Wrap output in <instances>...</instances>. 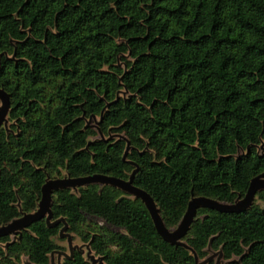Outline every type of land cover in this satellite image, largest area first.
Listing matches in <instances>:
<instances>
[{"label": "trees", "instance_id": "trees-1", "mask_svg": "<svg viewBox=\"0 0 264 264\" xmlns=\"http://www.w3.org/2000/svg\"><path fill=\"white\" fill-rule=\"evenodd\" d=\"M0 88V225L36 210L48 176L128 178L125 141L98 139L94 115L173 229L192 196L231 203L264 172V0H0ZM51 210L104 264H264V190L244 211L198 208L188 248L111 185L54 190ZM62 225L0 236V264H49Z\"/></svg>", "mask_w": 264, "mask_h": 264}, {"label": "water", "instance_id": "water-1", "mask_svg": "<svg viewBox=\"0 0 264 264\" xmlns=\"http://www.w3.org/2000/svg\"><path fill=\"white\" fill-rule=\"evenodd\" d=\"M125 90L119 91L117 93L116 98L125 94ZM10 107L9 96L2 88H0V128L1 126L7 129V114ZM104 108L102 109V111ZM94 120L95 125L94 128L97 129L98 139L107 141L111 138L123 139L125 141V148L122 154V160L128 162L129 164L135 166L134 169L129 173L128 178H120L111 175L105 174H93L88 176H80V177H70L67 175H63L62 177H54L50 178L49 176L46 178L45 182L41 186V196L37 204L36 210L28 213H23L20 217H16L9 221L4 225H0V236L11 235L12 237H19L22 230L27 229L30 224L35 221L44 219L48 226H53L58 223H62V227L59 229V237H67L68 245H69V254L66 255L62 252H58V264H60V256L70 257L73 254L74 250H79L82 253V247L79 248L76 245L71 244L72 235L66 231L67 223L63 218H58L55 220L52 219V192L54 190H59L63 188H71L76 189L78 187H84L89 184H99V185H111L114 186L131 197L139 198L147 208L150 217L153 221L154 227L157 233L167 242L175 245H181L186 248L188 246L181 238L186 235L188 232L191 223L196 216L197 209L201 207H207L215 209L219 212H240L246 209H249L253 204L256 194L259 191L264 190V172L259 173L258 175L252 177L250 179L249 185L247 187L244 195L238 196L233 202L226 203L217 201L204 196H192L187 203V207L185 212L180 219L178 225L173 229H168L164 225V222L160 216L159 208L154 202L153 198L142 188L134 184V176L138 171V166L130 160H126L127 154L130 151L131 145L129 141L123 134H111L107 137H104L103 133L96 127V123L100 122L101 116L96 117L92 115L87 119L86 125H88V121ZM259 151H264V140L258 145ZM85 249H87V255L90 254L91 249L89 244L85 243ZM84 250V249H83ZM194 255L195 264H207L211 261V256H207L202 260H198L196 253L191 250ZM55 251L50 253V257ZM218 256L215 264H218L220 258H222L221 251L215 252ZM99 264H104L102 257L99 256ZM91 264H94L93 255H90ZM24 264H31L29 261H26Z\"/></svg>", "mask_w": 264, "mask_h": 264}, {"label": "rangeland", "instance_id": "rangeland-1", "mask_svg": "<svg viewBox=\"0 0 264 264\" xmlns=\"http://www.w3.org/2000/svg\"><path fill=\"white\" fill-rule=\"evenodd\" d=\"M87 120V119H86ZM87 122V121H86ZM11 121L8 120L7 118V126L9 127ZM88 125L91 126L92 128H94L95 125V121L94 120H90L88 121ZM115 135L118 133H114ZM120 134V133H119ZM122 134V133H121ZM64 171L62 172V176H63ZM96 221H99L100 223H102V221L100 219L94 218ZM71 237V244L72 245H76L79 248L82 247V253L85 256V258L89 261L90 260V255H93V260H94V264H99V255H97L94 251L91 250L90 254L87 255V249H85V245L80 241V239L78 237H76V235L72 234ZM55 241L57 242L58 246L60 248H58L57 250H55V252L52 254V256L50 257V262L49 264H58V252H62L66 255L69 254V245H68V241H67V237H59L57 236L55 238ZM84 249V250H83ZM208 256H211V261L214 262L213 264H215V262L218 259V256L215 252L211 251L209 253ZM63 255L60 256V262L63 259ZM22 262L20 264H24L25 263V257L22 258L21 260ZM218 264H225L224 260L222 258L219 259Z\"/></svg>", "mask_w": 264, "mask_h": 264}]
</instances>
